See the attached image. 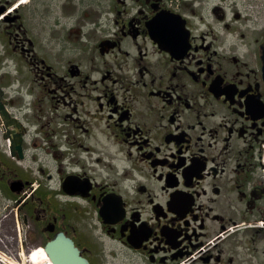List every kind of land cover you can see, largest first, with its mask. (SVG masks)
Instances as JSON below:
<instances>
[{
  "label": "flooded vegetation",
  "instance_id": "obj_1",
  "mask_svg": "<svg viewBox=\"0 0 264 264\" xmlns=\"http://www.w3.org/2000/svg\"><path fill=\"white\" fill-rule=\"evenodd\" d=\"M0 235L264 264V0H0Z\"/></svg>",
  "mask_w": 264,
  "mask_h": 264
},
{
  "label": "water",
  "instance_id": "obj_2",
  "mask_svg": "<svg viewBox=\"0 0 264 264\" xmlns=\"http://www.w3.org/2000/svg\"><path fill=\"white\" fill-rule=\"evenodd\" d=\"M44 252L50 258L52 264H62L60 261V257H62V253L58 250L57 240H53V241L49 242L44 247ZM62 252L68 256L70 254L72 255V254L76 253L77 251L74 249L72 250L71 248L67 247V249H65ZM73 256L76 257L77 255H73ZM76 264H87V262L77 259Z\"/></svg>",
  "mask_w": 264,
  "mask_h": 264
},
{
  "label": "bare ground",
  "instance_id": "obj_3",
  "mask_svg": "<svg viewBox=\"0 0 264 264\" xmlns=\"http://www.w3.org/2000/svg\"><path fill=\"white\" fill-rule=\"evenodd\" d=\"M28 261H29L30 264H51V262L49 261L47 255L43 251V249L37 250L34 254H32L28 258ZM11 264H18V263L17 262H12ZM21 264H24V263H21Z\"/></svg>",
  "mask_w": 264,
  "mask_h": 264
},
{
  "label": "rangeland",
  "instance_id": "obj_4",
  "mask_svg": "<svg viewBox=\"0 0 264 264\" xmlns=\"http://www.w3.org/2000/svg\"><path fill=\"white\" fill-rule=\"evenodd\" d=\"M211 1H213V0H211ZM1 236V235H0ZM5 241L3 240L2 241V239H1V237H0V258L3 260V261H7V259H8V257H7V253L5 252V250H4V248H6V246H5V243H4ZM3 247V248H2ZM5 256V257H4ZM3 257V258H2ZM6 258V259H5ZM25 263L27 264H29V261H28V259H27V262L25 261Z\"/></svg>",
  "mask_w": 264,
  "mask_h": 264
}]
</instances>
